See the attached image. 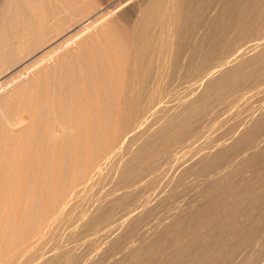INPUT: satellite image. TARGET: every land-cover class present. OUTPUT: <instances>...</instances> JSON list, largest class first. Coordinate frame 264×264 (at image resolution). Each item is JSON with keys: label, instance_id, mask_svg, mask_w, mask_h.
Instances as JSON below:
<instances>
[{"label": "bare ground", "instance_id": "obj_1", "mask_svg": "<svg viewBox=\"0 0 264 264\" xmlns=\"http://www.w3.org/2000/svg\"><path fill=\"white\" fill-rule=\"evenodd\" d=\"M263 235L264 0H0V264H234Z\"/></svg>", "mask_w": 264, "mask_h": 264}, {"label": "rangeland", "instance_id": "obj_2", "mask_svg": "<svg viewBox=\"0 0 264 264\" xmlns=\"http://www.w3.org/2000/svg\"><path fill=\"white\" fill-rule=\"evenodd\" d=\"M89 1V0H88ZM91 1V0H90ZM96 1V0H95ZM262 96L263 95H259V94H255V95H253L252 96V98H251V102H253V103H250V106H251V104L254 106V104H257L258 103V101L260 102L261 101V99H262ZM255 99L257 100V102L255 101ZM252 100H254V101H252ZM244 108V107H243ZM245 109V108H244ZM242 110V108L240 109V111ZM239 111V112H240ZM244 112H245V110H243ZM240 114H242V112L240 113ZM262 236V235H261ZM264 236V235H263ZM261 238V237H260ZM48 241V240H47ZM52 239H51V241L49 240V242H51L52 243ZM49 242L47 243V244H49ZM45 243H46V241H45ZM50 243V244H51ZM46 244V246H49V245H47ZM247 246H249V245H243V246H241L239 249L241 250V252H242V254H241V252H240V250L238 249L237 251H236V253H234L235 255H233L234 256V261H233V263L234 264H264V249H263V247H264V237H262L261 239H259V242H257V244L256 245H254L253 247L252 246H249L250 248H247ZM259 247V248H258ZM244 249V250H243ZM243 250V251H242ZM247 251V252H246ZM255 251V252H254ZM253 252V253H252ZM238 253H240V257L239 256H236V255H238ZM120 254V253H119ZM118 254V255H119ZM253 254V255H252ZM118 255H116V257L118 256ZM119 256H121V254L119 255ZM118 256V257H119ZM133 254L131 255L130 254V257L128 256L127 257V259L129 258V260H131V259H133ZM242 256V257H241ZM244 256V257H243ZM251 256H253V257H251ZM132 257V258H131ZM238 259H237V258ZM246 257V258H245ZM250 257V258H249ZM120 258V257H119ZM125 258V260H126V257H124ZM244 258V259H243ZM260 259V260H259ZM262 259H263V261H262ZM255 260V261H254ZM237 261V262H236ZM259 261V262H258ZM242 262V263H241Z\"/></svg>", "mask_w": 264, "mask_h": 264}]
</instances>
